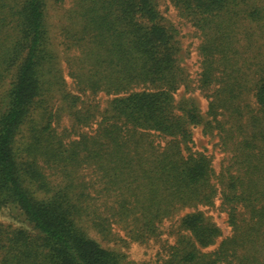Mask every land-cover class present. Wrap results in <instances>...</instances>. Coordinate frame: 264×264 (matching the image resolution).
Masks as SVG:
<instances>
[{"label":"trees","instance_id":"trees-1","mask_svg":"<svg viewBox=\"0 0 264 264\" xmlns=\"http://www.w3.org/2000/svg\"><path fill=\"white\" fill-rule=\"evenodd\" d=\"M67 1L60 37L77 92L48 25L51 3ZM163 1L0 0V211L23 224L0 222V264H139L89 232L148 243L185 209L158 264H264V0H169L202 37L207 118L176 96L190 81ZM87 93L114 98L100 111ZM98 114L93 134L58 131L63 116ZM199 126L231 155L218 175L193 151ZM219 200L225 237L199 209Z\"/></svg>","mask_w":264,"mask_h":264},{"label":"rangeland","instance_id":"rangeland-1","mask_svg":"<svg viewBox=\"0 0 264 264\" xmlns=\"http://www.w3.org/2000/svg\"><path fill=\"white\" fill-rule=\"evenodd\" d=\"M71 6L72 4L70 1L61 5H56L52 2L48 11V25L52 42L59 53L60 62L68 88L71 91L77 92L74 81L69 75L68 65L66 62L67 56H65L64 47L61 45L62 38L60 37L62 27L69 24V8ZM161 11L164 17L178 30V39L180 40L181 45L179 64L185 69L190 81V87L185 88L182 86L176 96L178 99L181 97L194 99L198 103L203 116L207 118L206 113L208 110L209 100L206 97L205 92L197 88L202 70V57L199 52V47L202 42L201 34L190 22L180 16L178 10L169 2V0H164L162 2ZM113 98V95H106L104 93L96 95L87 93L82 95V99L85 103L98 105L100 111L106 110ZM100 117V114H98L97 117H95L88 125H73L72 120L63 116L62 120L56 125L60 133L65 131L71 135L72 139H76L81 134H93L98 127ZM192 133L193 151L201 152L208 156L211 160L215 173L218 175L223 168L229 164L231 157L230 153L223 148L218 132L214 131L212 133H205L203 131V127L199 126L194 127L192 129ZM89 173L90 172L87 170L84 172L88 178L90 175ZM199 209L204 212L206 217L210 218L221 228L224 237L232 234V228L228 224L227 214L220 207V200L217 202L215 207H201ZM189 212L190 210L185 209L178 213V215L174 218L165 220L161 225V236L149 241L148 243L130 241L126 236V232L122 230L121 227H115L117 236L112 241H106L94 231H90L89 233L103 247L116 250L124 255L127 261L139 264H158L162 263L163 259L167 257L169 247L176 242L177 232L180 231V220ZM0 222L14 226L23 225L19 222L15 214L8 210L0 211ZM221 239H219L217 244L210 249H214L219 244Z\"/></svg>","mask_w":264,"mask_h":264}]
</instances>
